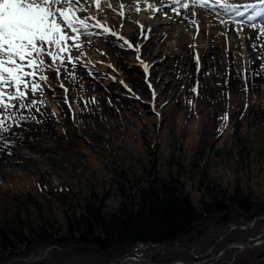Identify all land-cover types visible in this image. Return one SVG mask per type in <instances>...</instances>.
I'll list each match as a JSON object with an SVG mask.
<instances>
[{
    "label": "rangeland",
    "instance_id": "obj_1",
    "mask_svg": "<svg viewBox=\"0 0 264 264\" xmlns=\"http://www.w3.org/2000/svg\"><path fill=\"white\" fill-rule=\"evenodd\" d=\"M108 21L141 54L113 47L111 38L107 43L94 38L83 48L89 58L82 59L91 62L89 67L104 61L103 65L95 63V71L124 81L140 99L120 104L126 89L102 75V82L94 80L83 67L77 68V83L64 80L69 98L95 96L98 103H89L84 112L82 104H74L75 120L66 105L57 106L63 91L57 88L55 99L47 91L45 122L29 123L23 131L15 129L21 135L11 148L13 154L0 152V213L11 215L17 224L23 221L29 236L25 246L0 254V264H170L174 260L181 264L196 256L193 253L207 251L213 264H264V247L255 243L258 236L264 239V115L256 117L246 109L237 128L233 118L245 103L261 102L259 109H263L264 96L242 92L222 99L231 76L259 67L261 61L251 45L264 43V39L257 41L258 30L251 28V39H239L231 47L229 41L208 40L206 29L199 41H181L174 28L171 35L154 28L148 33V26L143 25L142 31L140 24L116 15ZM205 24L211 27L213 22ZM244 42L245 50L239 45ZM137 56L148 65L154 101ZM248 60L253 61L250 66ZM48 75L49 83L55 85V74ZM238 79L236 87L243 85ZM197 83L198 95L190 91ZM92 111L95 116H90ZM225 113L231 117L227 121L220 119ZM155 172L182 181L202 215L179 239L118 247L99 236L69 234L67 221L88 213L83 194L88 196V209L100 201L90 193L99 198L105 195L103 210L114 209L121 201V188L147 184ZM232 196L235 205L227 202ZM46 220L47 226L55 221L57 232L35 240L29 230ZM237 241H248L252 248L233 247Z\"/></svg>",
    "mask_w": 264,
    "mask_h": 264
},
{
    "label": "snow or ice",
    "instance_id": "obj_2",
    "mask_svg": "<svg viewBox=\"0 0 264 264\" xmlns=\"http://www.w3.org/2000/svg\"><path fill=\"white\" fill-rule=\"evenodd\" d=\"M103 4L112 11H116L112 8L110 0H103ZM144 4L146 7L143 10L150 9L153 13H158L161 18L172 20L173 23L178 17L181 18V23L187 21L190 26L195 27L196 35L199 34L200 23L195 19L198 15L197 10L220 16L217 9H221L223 14L228 16L237 35L247 25V27L258 30L257 41L264 39V0L245 3H237L235 0H170L169 3H165L164 0H160L159 7H156L155 3L150 0H144ZM92 6L98 12L102 11V0H0V152L13 154L11 148L21 135V132L15 129L23 131L26 130L24 126L29 123H44L43 117L47 115V91L52 93L53 99L56 97L57 88L63 91L62 100H56L57 106L66 105L68 113H71L70 118L73 120L76 118L74 104L77 106L82 104L81 112H84L88 110L89 103H98L95 96L88 99L80 97L79 100L74 98L70 100V89L64 80L77 83L78 67H83L87 74L96 81L102 82V75L103 79H111L114 83L121 84L126 89V94L140 99L124 81H117L114 76L98 74L95 71V63L103 65L104 61L92 63L89 67L91 62H85L82 59L87 55L83 50L84 45L90 46L94 38H103L106 43L111 38L115 40L113 47L139 52V47L92 16L89 12ZM133 6L137 13L142 11L140 0H133ZM119 8L121 9L119 15L123 17L125 5L120 2ZM239 17L244 19H237ZM257 18L262 21L261 25L250 23ZM219 22L227 25L222 17ZM134 23L139 24L138 21ZM162 26L170 27V25ZM140 28L143 31L144 26L140 25ZM151 31L152 28L149 26L147 32ZM220 34L226 36L227 32ZM195 38L193 36V39ZM190 47L194 48L195 45H190ZM251 47L257 52V59L261 63L250 73L246 70L244 73H238L244 81L245 91H248L249 79L264 74V43L253 42ZM74 51L79 55L74 56ZM97 51L101 55H107L100 49ZM136 59L143 67L145 82L152 90L154 101L156 92L148 81V65L140 60L139 56ZM194 59L197 63V72H199V56H195ZM252 63L251 60L247 61L249 66ZM107 66L115 70L113 65L108 64ZM49 72L55 74L57 81L55 85L49 83ZM190 91L198 95V83ZM108 103H112L111 98ZM52 116H56L54 110ZM220 119L227 121L228 114L225 113ZM245 227L251 226L246 225ZM255 239L259 246L264 247V239L259 236Z\"/></svg>",
    "mask_w": 264,
    "mask_h": 264
},
{
    "label": "trees",
    "instance_id": "obj_3",
    "mask_svg": "<svg viewBox=\"0 0 264 264\" xmlns=\"http://www.w3.org/2000/svg\"><path fill=\"white\" fill-rule=\"evenodd\" d=\"M251 71L248 72L250 73ZM238 78L241 79L240 75L236 78L231 76L228 86L229 91H224L222 99L230 94L237 95L242 92H248L250 96L254 97L264 96V74L249 79L248 91L244 90L245 84L242 79L243 85L236 87L235 79ZM132 98L133 96L124 94L120 96L122 101L119 103L124 104L135 100V98ZM245 105H247V108H245ZM245 105L240 106V109L238 107L233 116L235 119L234 127L236 128L240 125L246 109L247 113L252 112L256 117L264 115V108L259 109L263 107L261 102L245 103ZM90 116H95L93 111ZM228 117H230L229 113ZM43 119L45 120L46 118L43 117ZM262 153H264V150ZM152 174L147 184L137 187L132 186L126 190L121 188V201L118 202V206L114 209L103 210L102 203L105 195L99 198L95 193H90V196L96 197L100 201L94 209H88L90 207L89 201L86 200L88 196L86 193L83 194L88 213H82L78 217H74L75 219L70 222L67 221V227L71 228L69 234L73 235L76 231L83 235L84 238L99 236L100 239L118 247L136 243L173 242L179 239L188 228L199 221L202 215L199 214L197 205L190 198L182 181L174 176L166 178L156 172ZM215 185L217 186V184ZM237 191L235 190L236 193H238ZM233 198L235 199L233 196L227 198L230 199L227 202L235 205L237 202ZM247 209H249L248 206L245 210ZM0 217L3 222V224H0V254L7 253L10 249L18 250L20 247L25 246L29 238L24 230L25 223L19 221L17 224L11 215L7 216L5 213L3 216L0 215ZM16 217L19 218L20 215L16 213ZM48 222L49 220H46L37 227H33V231L29 230V233L34 232L36 235L33 237L35 240L47 238L52 233L57 232L53 227L55 221H52L51 226H47ZM58 227L60 226L58 225Z\"/></svg>",
    "mask_w": 264,
    "mask_h": 264
},
{
    "label": "bare ground",
    "instance_id": "obj_4",
    "mask_svg": "<svg viewBox=\"0 0 264 264\" xmlns=\"http://www.w3.org/2000/svg\"><path fill=\"white\" fill-rule=\"evenodd\" d=\"M237 1L238 0H235V2ZM110 2L112 4V8L116 9L115 12L112 11V9L105 7L103 4V0H102V9L106 8L108 12L110 10L113 13L112 15L108 13L106 16L107 12H100V11L99 12L97 11L95 13L94 6L89 8L90 14L100 21L103 20L104 18L105 21L108 23L109 19H113V15H116L117 17H121L119 15L121 11V9L119 8V3L122 2L125 5V8L123 9V12L125 13L124 20L131 21L132 23L138 21L140 25H145L148 27L151 26L152 29L154 28L158 30H165L167 35H171L173 32L172 30L174 28L175 35L181 41H183L184 39L187 41L188 39H190V41L191 40L199 41L200 37H202V33L204 29L208 31L206 35L208 40H214L215 38H217L218 42H221L222 44L227 43L229 41V45H231V47H234L235 44L239 43V39L244 41V40L249 39V37L250 38L252 37V32L250 31L251 28L247 27V25H245L244 30L239 35H237L235 31L233 30V25L228 20L227 15H226V18H223L227 22V25H223L219 22L220 18L222 17L221 15L217 16L216 14L211 13V12L205 13L200 10H197L198 15L195 17V19H197L200 23H199V34L196 35V29L192 28V26H190L187 21H184L183 23H181L180 17L176 18V22L173 23L172 20L161 18L158 13H153V11L150 9L143 10L146 7L144 4V0H140V7L142 11L139 13L135 11V7L133 6V0H110ZM150 2H154L156 7L160 6V0H150ZM164 2L169 3L170 0H164ZM169 14L172 15L171 13ZM150 17H155V18L150 19ZM237 19H243V17H239ZM259 20L260 19L257 18V20L252 21L250 23H256ZM211 21L213 22V25L211 27L205 24ZM162 25H170V27H164ZM112 26H115V23ZM225 32H227L226 36L220 34V33H225ZM161 36L163 37V34ZM193 36H195L196 38L193 39ZM239 45L241 46L243 50L246 49V46H247L246 42H244L243 44L241 43ZM86 56L89 58L88 55ZM127 263L132 264L131 262H127ZM191 264H199V263H195L193 261V263Z\"/></svg>",
    "mask_w": 264,
    "mask_h": 264
},
{
    "label": "flooded vegetation",
    "instance_id": "obj_5",
    "mask_svg": "<svg viewBox=\"0 0 264 264\" xmlns=\"http://www.w3.org/2000/svg\"><path fill=\"white\" fill-rule=\"evenodd\" d=\"M248 243L249 244V242L248 241H237V242H235L234 243V245H233V247H239L240 249H242V248H252V247H250L249 245L247 246V244L246 245H243V244H237V243ZM257 245H259L257 242H255ZM257 245H256V247H257ZM189 251L191 252V253H193V250L192 249H190L189 248ZM196 256H193V258L191 259V260H184V262H186L187 264H191V263H193V261L195 262V263H199V264H213L214 262H211V261H214V259L213 258H211V257H209L210 255H211V253L209 252V251H207L205 254H203V255H197V254H195Z\"/></svg>",
    "mask_w": 264,
    "mask_h": 264
},
{
    "label": "water",
    "instance_id": "obj_6",
    "mask_svg": "<svg viewBox=\"0 0 264 264\" xmlns=\"http://www.w3.org/2000/svg\"><path fill=\"white\" fill-rule=\"evenodd\" d=\"M237 244H243V245H246L248 243H237ZM178 260H174L172 261L170 264H176ZM181 261V260H180ZM182 264H187L186 262L182 261L181 262ZM102 264H130V263H127L126 261H107L105 263H102ZM151 264H155V263H151Z\"/></svg>",
    "mask_w": 264,
    "mask_h": 264
}]
</instances>
